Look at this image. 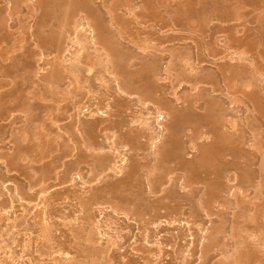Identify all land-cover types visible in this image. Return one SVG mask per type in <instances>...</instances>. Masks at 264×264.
<instances>
[{
  "label": "rangeland",
  "instance_id": "rangeland-1",
  "mask_svg": "<svg viewBox=\"0 0 264 264\" xmlns=\"http://www.w3.org/2000/svg\"><path fill=\"white\" fill-rule=\"evenodd\" d=\"M242 1L0 0L2 264H264V0ZM184 113L186 162L239 148L221 176L156 162Z\"/></svg>",
  "mask_w": 264,
  "mask_h": 264
},
{
  "label": "bare ground",
  "instance_id": "bare-ground-1",
  "mask_svg": "<svg viewBox=\"0 0 264 264\" xmlns=\"http://www.w3.org/2000/svg\"><path fill=\"white\" fill-rule=\"evenodd\" d=\"M244 1H246V0H244ZM244 1H242L241 4L244 3V5H245V4L248 3L247 1H246V3ZM47 2H49V0H47ZM91 14L94 15V13H91ZM224 14L225 15L226 14L228 15L229 13H224ZM224 14L222 16H225ZM229 15L231 16V14H229ZM230 16H227V17L229 18ZM94 17H96V16H94ZM227 17H226V19H227ZM221 18H223V17H221ZM99 26H100V24H99ZM0 30H1V27H0ZM85 33L86 34H84L83 37L82 36L81 37L76 36V39L74 40V44L78 45L79 48H76L73 52L71 51V55L68 56L69 58H66L67 60H64L65 62H69L68 63L69 67L72 68V69H75V70H79V63L82 61V58H84L85 57L84 55L86 54L85 53L83 55L86 47H85V45L82 42H84V41L85 42H88L94 48H96L95 45L97 43H96V38H95L94 32L89 29V30H85ZM0 37H1V39H3L2 38L1 31H0ZM107 40H109V39H107ZM48 42H49V39L48 38L42 37L41 43L43 45L48 44ZM105 44H106V42H105ZM88 57H89V55H88ZM20 59H18V61H16L14 63L15 67L20 66V63H21ZM24 64L26 66L27 63L24 62ZM57 75H58L57 71L51 73V76H57ZM239 75H240L239 72H234L232 74V77L235 78V77H238ZM146 92H147L148 95H151L150 88H148ZM256 102L257 101H255V103ZM210 105L213 106L214 103H211ZM210 116L211 115L209 114V115H206L204 117H198V119H201L202 121H205ZM160 117H161V114H160V116H158V120H160ZM194 118H197V116L196 115H192L191 113H184V114L179 115L177 121L174 122L170 126V134H169V140H168V142L165 143L164 146H160L159 147V149L157 151V156H160V157L156 159V162L158 163V165H161V164H163L165 162H175L178 168H181L185 172L188 173V179H186V180H187V182L189 180V182H190L189 185H191L193 183H196V182H199L201 180V174L202 173L206 174L207 176H210V175H213V174L218 175V176L219 175L221 176V173H222V170L224 169V167L220 166V164H219L220 163L219 161H221V158L219 160V154H221L225 150H230V153H231V155H233L234 158L235 157L236 158L237 157L238 158H241V156H240V150H239V148L236 145H232L233 144V141L231 140V138L228 137V136L220 135L215 143L211 144L210 146L203 147L202 150H201L200 156L197 157L193 162H191V161L186 162L183 159L182 154H181L182 146H181V142H180L178 136L181 133V130L184 127V125L187 122L193 120ZM144 120L146 121L145 122L146 125H148L149 127H151L150 124H149V122H148L149 121V117L144 118ZM95 126L96 125H88L87 128H86L87 132H89L91 134V132H93L95 130L94 129ZM157 129H158V132H157V137L156 138H159L160 135H162L163 134V131H164V127L161 124V122L158 123ZM135 138L136 137L133 136L131 139L134 140ZM217 161H218V163H217ZM126 162H127V158L124 155L120 159V165L126 164ZM121 167L119 168V172L122 171L121 170ZM137 168H138L137 166L133 167L132 170H131L130 175L135 174L136 171H137ZM246 176H247L246 178L245 177L243 178L244 179L243 182L250 181L249 180V177L250 176H248V175H246ZM219 187H221V185L219 183H217V182L211 183L210 190L208 192V194L210 196V199L207 200V203L208 202L209 203L212 202L214 199H216L218 197V194L216 193L215 190H217ZM43 203H44V201H43ZM43 207H44V205H43ZM35 208L38 209V205L37 206H34L33 209H35ZM39 212L40 213L39 214L37 213L38 215H36V216H41L42 223L43 224L44 223L46 224L47 223V219H46L45 216H42V215H45L44 214L45 211L42 210V207H41V211H39ZM44 226H43V228H44ZM47 226H45V228H44L45 230H46V227ZM48 227H50V226H48ZM48 227H47V229H48ZM45 230H44V232H45ZM50 231H51V229H50ZM255 255H256L255 253H253V252L251 253L250 252V253H244L242 255V257H243L244 260H251V259H253V257H256ZM51 261L53 262V264H60L59 262L54 263L55 260L54 261L51 260ZM0 262H1L0 264H2V261H0ZM248 262L249 261H247V263ZM249 263H251V262H249Z\"/></svg>",
  "mask_w": 264,
  "mask_h": 264
}]
</instances>
